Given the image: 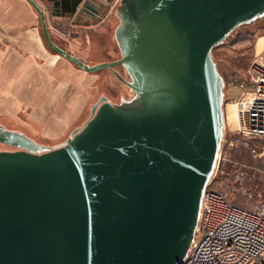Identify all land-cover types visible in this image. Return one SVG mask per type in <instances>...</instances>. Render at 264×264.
Returning a JSON list of instances; mask_svg holds the SVG:
<instances>
[{
    "label": "water",
    "instance_id": "1",
    "mask_svg": "<svg viewBox=\"0 0 264 264\" xmlns=\"http://www.w3.org/2000/svg\"><path fill=\"white\" fill-rule=\"evenodd\" d=\"M27 1L50 49L112 69L120 98L103 95L56 143L0 122V264H180L227 132L213 50L264 17V0H99L116 7L120 57L96 65L57 43Z\"/></svg>",
    "mask_w": 264,
    "mask_h": 264
},
{
    "label": "crops",
    "instance_id": "2",
    "mask_svg": "<svg viewBox=\"0 0 264 264\" xmlns=\"http://www.w3.org/2000/svg\"><path fill=\"white\" fill-rule=\"evenodd\" d=\"M37 1L46 11L52 36L59 41L60 35L72 37L62 45L72 54L90 65L116 58L111 21L102 2L82 0L74 7L69 0L71 9H62L61 0ZM86 3L100 13L84 11ZM55 19L66 22L64 29L55 27ZM94 49L102 57L97 63L92 59ZM108 78L51 50L39 13L27 0H0V121L22 123L21 129L47 143L62 141L83 121ZM236 108V102L226 104L227 123L235 122L230 114Z\"/></svg>",
    "mask_w": 264,
    "mask_h": 264
},
{
    "label": "rangeland",
    "instance_id": "3",
    "mask_svg": "<svg viewBox=\"0 0 264 264\" xmlns=\"http://www.w3.org/2000/svg\"><path fill=\"white\" fill-rule=\"evenodd\" d=\"M106 12L111 21V44L113 49L116 50L114 56L116 58L111 57L106 60L110 61L120 57V50L114 38V31L119 19L116 15V7ZM54 25L64 29L62 25H66V22L55 19ZM94 37L97 38V36ZM59 38L60 41L53 36V39L61 46L65 44L64 39H72L70 35H60ZM95 38L93 39L99 44L100 41ZM100 54L95 49L93 50L92 59H96L93 61L94 63L102 58ZM213 55L228 85L227 103L236 102L237 108L233 114H230L235 122L229 123L231 129L227 125L218 166L208 188L226 195L237 205L264 213V138L251 137L237 131L239 128L237 101L242 89L235 84L236 79H244L247 76L246 72L255 60L264 62V17L237 28L223 44L213 50ZM104 60L97 64L106 62ZM114 69L122 71L121 67ZM97 73H101L110 79L108 83L103 84L101 93L119 100L120 92L115 90L112 84L114 82L112 69L102 68ZM109 74H111V77ZM111 87H114L113 90H111ZM89 115L90 108L87 110L83 121L78 125L83 123ZM3 123L12 128L21 129L23 127L22 123L17 124L7 118Z\"/></svg>",
    "mask_w": 264,
    "mask_h": 264
},
{
    "label": "built area",
    "instance_id": "4",
    "mask_svg": "<svg viewBox=\"0 0 264 264\" xmlns=\"http://www.w3.org/2000/svg\"><path fill=\"white\" fill-rule=\"evenodd\" d=\"M246 73L235 83L242 89L237 131L264 138V62L255 60ZM180 264H264V213L208 188L198 232Z\"/></svg>",
    "mask_w": 264,
    "mask_h": 264
},
{
    "label": "trees",
    "instance_id": "5",
    "mask_svg": "<svg viewBox=\"0 0 264 264\" xmlns=\"http://www.w3.org/2000/svg\"><path fill=\"white\" fill-rule=\"evenodd\" d=\"M82 0H72V4L74 5V7H77V5L81 2ZM62 9H66L69 8L71 9V5H70V1L69 0H61L60 1ZM263 139V138H261Z\"/></svg>",
    "mask_w": 264,
    "mask_h": 264
},
{
    "label": "flooded vegetation",
    "instance_id": "6",
    "mask_svg": "<svg viewBox=\"0 0 264 264\" xmlns=\"http://www.w3.org/2000/svg\"><path fill=\"white\" fill-rule=\"evenodd\" d=\"M103 95H106V94L101 93L100 96L95 100V102L98 101ZM95 102H93V103H95Z\"/></svg>",
    "mask_w": 264,
    "mask_h": 264
},
{
    "label": "bare ground",
    "instance_id": "7",
    "mask_svg": "<svg viewBox=\"0 0 264 264\" xmlns=\"http://www.w3.org/2000/svg\"><path fill=\"white\" fill-rule=\"evenodd\" d=\"M226 104H227V102H226ZM225 109H226V105H225ZM5 117V116H4ZM227 117V116H226ZM9 118V117H8ZM226 120H227V118H226ZM75 125V124H74ZM227 125H228V128H230V125H229V123H227ZM231 129V128H230ZM67 135V134H66ZM65 136V135H64ZM64 138V137H63Z\"/></svg>",
    "mask_w": 264,
    "mask_h": 264
}]
</instances>
